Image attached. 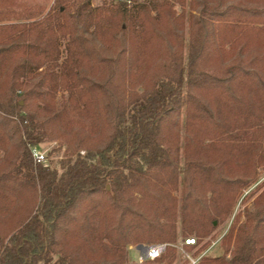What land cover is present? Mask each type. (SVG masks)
<instances>
[{
	"label": "trees",
	"instance_id": "16d2710c",
	"mask_svg": "<svg viewBox=\"0 0 264 264\" xmlns=\"http://www.w3.org/2000/svg\"><path fill=\"white\" fill-rule=\"evenodd\" d=\"M262 168L264 0H0V264L197 257ZM242 214L196 264H264V190Z\"/></svg>",
	"mask_w": 264,
	"mask_h": 264
},
{
	"label": "rangeland",
	"instance_id": "374dc122",
	"mask_svg": "<svg viewBox=\"0 0 264 264\" xmlns=\"http://www.w3.org/2000/svg\"><path fill=\"white\" fill-rule=\"evenodd\" d=\"M21 3H25L31 6H43L46 10H48L52 4L54 3V0H19ZM76 5H84L85 3H90L91 6H97L98 4L102 3V0H74ZM176 10L177 12L181 11V7L176 4ZM185 37L186 39H188L189 37V30L188 27L185 31ZM58 103L61 104L63 97L59 95L58 97ZM183 119H184V115H183ZM57 146V142H43L39 144V147L37 148L38 150L42 151L43 153H48L52 148ZM65 152V147L63 148L62 152L60 153V155H57L55 157H53V160H50V158H48V162L54 167H59V164H57V161L61 158V156H63ZM258 179L256 182H254V184H252L253 186H250L248 189L244 190L243 193L238 197L235 205V208L231 214V218H229L226 222L220 224L217 229L215 230V232L213 233V236L211 237L210 240V244L208 245V247L213 243L216 242V244L211 248V250L206 254V256H218V255H222L224 252V244H223V237L227 234V232L229 231L230 226L232 225L233 222L239 220L242 221L244 220V215L242 214V211L245 207H252L253 206V202L254 200L262 193V191L264 190V168L260 169L258 172ZM177 194L180 196L181 194V189L179 192H177ZM179 230H181V228H179ZM185 238H187V236H183L180 233L178 242L174 245L177 249V258L175 259L173 264H191L190 259H188L187 257L183 256L182 253L179 251V249L177 248V246L182 245L183 242L185 241ZM197 238V237H195ZM198 239V238H197ZM209 239V238H208ZM203 244V242L201 244H199V246H195V248L193 250H189V248L187 246H185V248H187V252L189 253L190 256L194 257V251L199 249V247H201V245ZM140 245L134 246L131 245V247H129V259L132 262L135 263H141L142 261L140 260V250L137 248ZM199 256V255H198ZM144 261V260H143Z\"/></svg>",
	"mask_w": 264,
	"mask_h": 264
},
{
	"label": "built area",
	"instance_id": "2783aa9c",
	"mask_svg": "<svg viewBox=\"0 0 264 264\" xmlns=\"http://www.w3.org/2000/svg\"><path fill=\"white\" fill-rule=\"evenodd\" d=\"M33 155L36 161L47 163L46 154L38 150L37 148H34ZM215 244L216 242H213L209 247L203 250L202 253L199 254V256L197 257L190 256L186 250L187 248H185V246L198 245L197 238L187 237L185 238V241L183 242V244L177 246V248L179 249V251L182 253L183 256L190 259L191 264H196L198 260L203 255H206ZM137 248L140 250V253H141L140 260L143 261V260H155L159 258L167 251V248L169 247L167 243L156 242V243H150V244H143V246H141L140 248L138 246Z\"/></svg>",
	"mask_w": 264,
	"mask_h": 264
},
{
	"label": "water",
	"instance_id": "95a60500",
	"mask_svg": "<svg viewBox=\"0 0 264 264\" xmlns=\"http://www.w3.org/2000/svg\"><path fill=\"white\" fill-rule=\"evenodd\" d=\"M141 246H143V244H140L139 248H140Z\"/></svg>",
	"mask_w": 264,
	"mask_h": 264
}]
</instances>
